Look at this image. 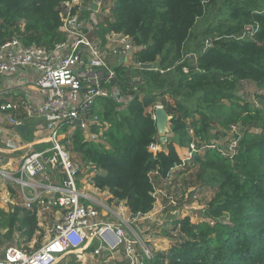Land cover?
I'll return each instance as SVG.
<instances>
[{
	"label": "trees",
	"instance_id": "1",
	"mask_svg": "<svg viewBox=\"0 0 264 264\" xmlns=\"http://www.w3.org/2000/svg\"><path fill=\"white\" fill-rule=\"evenodd\" d=\"M66 1L0 0V45L15 36L25 45L60 41ZM218 2L224 18L195 33L197 22ZM246 24L257 25V30L252 37L241 38ZM97 28L101 36L110 31L129 35L140 47L134 53L136 61L170 69L164 74L139 69L145 79L142 95L121 110L109 98L96 99L93 111L99 126L92 130L102 127L98 142L85 140L80 130L61 137L73 159L82 164L81 176H89L95 188L108 191L110 200L121 202L132 215H144L156 201L155 181L166 178L181 162L175 145L210 143L215 125L223 129L247 125L233 157L217 148L194 153L187 166L197 167V177L214 189L213 196L196 221L188 215L175 220L173 227L182 238L155 252L145 264H264V96L257 108L245 100L240 104L235 92L241 81L264 89V0H113ZM208 37L212 46L202 51ZM189 50L198 53L196 68L184 73L181 67L186 62L175 63ZM158 101L171 116V135L165 142L158 140L148 110ZM25 121L28 128L31 120ZM24 137L31 140L32 134ZM152 142L161 148L153 152ZM38 230L34 207L19 203L8 211L0 207V245L17 234L14 244L27 248ZM60 264L80 262L67 255Z\"/></svg>",
	"mask_w": 264,
	"mask_h": 264
},
{
	"label": "built area",
	"instance_id": "2",
	"mask_svg": "<svg viewBox=\"0 0 264 264\" xmlns=\"http://www.w3.org/2000/svg\"><path fill=\"white\" fill-rule=\"evenodd\" d=\"M94 2L100 6V0L64 2L59 27L63 38L53 45H25L18 36L0 45V77H8L7 87L19 86L21 78L34 87L33 94L0 105V111L7 113L6 122H0V152L16 155L11 156L13 166H0V175L7 180L8 187L11 183L18 186L22 206L36 209L39 230L29 242L39 235L43 238L35 247L13 244L1 247L0 264H56L68 254L80 257L89 249L93 256L108 253L103 261L122 250L127 264H145L155 256L151 245L137 235L138 226L133 221L134 225L112 209L99 211L97 206L103 203L88 190L87 185H93L90 178L81 180L82 164L60 142L61 137L75 130H80L87 141L100 140L102 127L97 132L92 130L93 126H99L93 111L96 99L109 98L116 110H121L142 95L145 82L139 72L143 69L142 62L134 59L140 47L121 32L97 34L100 18L90 9ZM256 30L257 25L246 24L240 37H252ZM212 43V38H205L202 51ZM197 56L196 51H185L175 65L186 62L181 68L188 73L190 68H196ZM169 69L152 63L149 70L164 74ZM159 106L162 105L158 101L148 109L153 119ZM33 119L41 122L31 123L37 133L28 141L16 126L24 124L27 128L25 120ZM75 120H79V127ZM236 128V125L229 127L238 133ZM240 137L241 134L234 136L228 150L211 142L197 146L193 141L179 156L181 162L172 169L187 166L194 153L206 148H217L224 156L233 157ZM42 144L50 146L34 150V146ZM149 148L153 152L160 149L155 142ZM8 197L5 202L14 203L11 194ZM102 213L115 214L118 223L104 220Z\"/></svg>",
	"mask_w": 264,
	"mask_h": 264
},
{
	"label": "rangeland",
	"instance_id": "3",
	"mask_svg": "<svg viewBox=\"0 0 264 264\" xmlns=\"http://www.w3.org/2000/svg\"><path fill=\"white\" fill-rule=\"evenodd\" d=\"M222 1V0H219ZM113 0H100V6H97V9L95 10L98 13V19H102L104 15L109 13L110 6L112 5ZM213 7L207 11L206 15L197 22L196 27L194 28L195 33L201 34L204 27L210 23L215 22V24L218 22L217 18H224L225 11L223 7H219V2L215 5H212ZM216 15V17H215ZM195 40H191L190 42L193 44ZM157 65V64H155ZM237 95L241 98L239 101L240 104H243V100L248 102L253 107H261V104H263V96H264V89L259 88L254 83L250 81H241L238 83L237 90L235 91ZM246 113V112H244ZM237 131L238 133L232 132L230 129H223V127L215 125L212 127V137L210 139V142L219 148L225 150L230 147L231 142L234 140V136L236 134H241L242 131L246 128L247 125H241L238 124ZM169 128V124L167 125ZM256 128H251V131H256ZM171 135L170 128L169 132L166 134V137H169ZM159 140V135H158ZM50 146V144H42L34 147V150H41L46 147ZM159 148L160 145H158ZM179 150V156H181L182 149ZM203 150L199 151V154H201ZM184 154V153H183ZM5 154H1L0 152V163L3 159ZM3 164H0V166ZM12 166V165H9ZM198 169L195 165L190 164L189 166L182 167V168H175L172 169L168 176L166 178H159L155 181V191L154 195L156 197V201L154 203L153 210L151 211V215H149L151 218H141L139 216H136L133 218V216H127L122 215V203L121 202H113V200L107 199V200H101L103 203V206H97L99 211H102V209H112L113 211L117 212L124 218H128V221L130 223H133L137 225V235L142 239L145 240L147 243L151 245V247L156 251L162 247L169 248L172 244H174L176 241L181 239V233H179L178 229H174V222L177 219H181L184 216L188 215L190 216L191 221H196L197 216L200 213V210L202 207L205 206V204L208 202L209 199L213 196L214 189L206 184H203L201 180L197 177ZM89 176H83L81 177V180L88 179ZM7 180H5L0 175V207L3 208L5 211H8L9 207L13 204H15V200L12 202H5L6 196L3 197L4 193H6L8 189ZM16 195H19V188L14 183H11ZM11 187V188H12ZM97 198L101 197L98 196L96 193L94 194ZM19 203V202H17ZM173 210H176V213H172ZM102 212H105L104 210ZM109 213V211H108ZM101 217L103 219H110V221L118 223V217L114 215H108L105 213L101 214ZM132 223V224H133ZM133 224V225H134ZM5 230H2L3 233ZM17 234H14L11 238V240H4L3 243L0 245V248L3 246H8L9 244H13L16 242ZM36 238V237H35ZM37 239V238H36ZM36 242L32 241L27 243V245H34ZM40 242H43V238H40ZM153 242V243H152ZM24 245V244H23ZM22 245V246H23ZM35 247V245H34ZM167 248V249H168ZM166 249V250H167ZM87 252H91V250H86ZM87 252L84 253V256L87 254ZM82 256V255H81ZM78 257L75 253L68 254V259L75 258L76 261L80 262V264H99L103 260H107L108 253H103L99 258H97L98 261H95V259H88L86 261H82V257ZM109 260L114 261H124V258L121 257V254L119 251L117 253H114ZM96 257V256H94ZM61 259L58 263L60 264ZM108 260V261H109Z\"/></svg>",
	"mask_w": 264,
	"mask_h": 264
},
{
	"label": "crops",
	"instance_id": "4",
	"mask_svg": "<svg viewBox=\"0 0 264 264\" xmlns=\"http://www.w3.org/2000/svg\"><path fill=\"white\" fill-rule=\"evenodd\" d=\"M8 80H9L8 77L7 78L0 77V105L3 104V103H5V102H8V101H13V100H16V99H20L23 95L25 96V94H33L34 93V87H33V85L31 83H26L25 79L21 78L20 79V85L19 86H14V87H10V88L7 87V85L10 84L8 82ZM12 85H14V84H11V86ZM6 115H7L6 112H1L0 111V122H1V124H4L6 122V119H7V116ZM32 122L34 124H38V122L40 123L41 120L40 119H33L31 121V123ZM33 132H34V134H32ZM26 133H28L29 135L32 134V137L31 138L33 139V137L35 136V133H37V132H35L34 126L32 124H29L28 125V128H26ZM26 133L24 135H26ZM24 139H26V138L24 137ZM1 145L2 144L0 143V147H1ZM175 149H176V151H177L178 154L180 153L178 149H182L183 150V151H181V154H182L184 152L185 147H178L177 145H175ZM1 154H5V156L2 157L3 159L1 160V163H0V164H3L2 167L6 168V167H10L9 165H12L13 166V164L15 162L11 159V156H16V155L10 154V153H7V152L1 153ZM11 187H8V190L10 191V193L7 190H5L7 192L4 193L3 197L6 196V194H7V197H6V199H7V198H9L8 197L9 194H11V199L15 200L16 201L15 202L16 204H18L17 202H19V204H20L21 199H20L19 195H16L13 187L12 188ZM87 187H89L88 190H90L91 193H93V194L96 193L98 196L99 195L101 196V197L97 198L99 200L100 199L101 200H107V199H110V197H111V195L109 194V192L106 191V190L101 191L99 189H96L91 184L87 185ZM11 190L14 193H12ZM113 202H116V200H113ZM122 206L123 207H122V211L121 212H122L123 215L133 216V218H135L136 216H139L141 218H151L149 215L152 214L151 211L153 209L150 212H148L147 214H144V215H132L127 207H125L124 205H122ZM104 220H109L110 221V219H108V218H106ZM167 248L162 247V248L156 250V252L162 251V250H166ZM115 253H117V252H115ZM119 253L121 254V257H123L122 250H119ZM81 257H82L81 260L83 259L82 261H86L88 259V257H89V259H95L96 258L95 261H98L97 258H99V256L94 257L91 254V252H87V254L85 256L82 255ZM111 261H114V260H111Z\"/></svg>",
	"mask_w": 264,
	"mask_h": 264
},
{
	"label": "water",
	"instance_id": "5",
	"mask_svg": "<svg viewBox=\"0 0 264 264\" xmlns=\"http://www.w3.org/2000/svg\"><path fill=\"white\" fill-rule=\"evenodd\" d=\"M97 6L98 4L96 2L91 3L90 9L96 10ZM141 67L143 69H150L152 67V63H142ZM154 115H155V124L157 128V133L159 135V140L161 142H165L167 140L166 134L169 132V128L167 127V125L169 124L171 116L167 114L163 106L156 107L154 110ZM74 124H76L79 127V120H75ZM16 129L20 131L22 134H25L26 132V127L24 124L16 126Z\"/></svg>",
	"mask_w": 264,
	"mask_h": 264
}]
</instances>
